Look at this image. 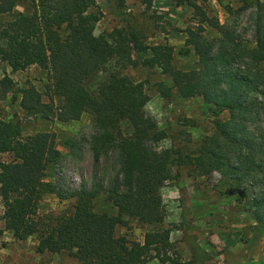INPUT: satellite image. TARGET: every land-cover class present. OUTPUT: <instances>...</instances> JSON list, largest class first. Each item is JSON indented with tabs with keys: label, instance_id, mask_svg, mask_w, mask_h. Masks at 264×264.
I'll list each match as a JSON object with an SVG mask.
<instances>
[{
	"label": "trees",
	"instance_id": "trees-1",
	"mask_svg": "<svg viewBox=\"0 0 264 264\" xmlns=\"http://www.w3.org/2000/svg\"><path fill=\"white\" fill-rule=\"evenodd\" d=\"M175 2L191 7L196 20L178 49L179 54L192 51L197 57V67L191 70L175 66L172 45L147 44L126 19L123 27L94 34L102 16L95 0H0V15L6 17L0 22V60L13 71L30 65L46 69L50 98H63L57 111L52 100L42 103L41 94L29 86L22 89V107L61 121L89 112L94 117L89 145L95 161L113 153L118 165L104 190L117 212H98L93 206L96 190L67 189L62 194L64 187L44 180L48 165L61 160L53 132L24 137L18 120L0 117V155L12 157L0 159L4 227L17 240L35 236L36 252L68 251L80 264H146L153 258L180 263L171 252L169 228L147 230L142 241L116 233L117 226H128L129 219L143 225L163 222L160 189L178 177L180 165H192L199 175L220 172L228 193L264 229V1L240 0L236 9L225 6L235 17L250 10L249 42L234 21L221 23L197 0ZM109 4L113 13L122 15L119 8L124 0H109ZM208 28L216 35H207ZM111 60L117 68L106 71V77L92 88L90 84ZM128 66L159 68L171 80L170 85L164 80L154 84L163 98L174 89L181 97L201 96L208 104L215 117L214 132L196 153L154 148L167 132L144 111L150 99L145 81L127 75ZM13 86L4 75L0 98ZM223 112L227 117L217 119ZM124 122L131 127L129 134L122 130ZM46 193L75 198V202L69 211L43 219L38 216V202Z\"/></svg>",
	"mask_w": 264,
	"mask_h": 264
},
{
	"label": "rangeland",
	"instance_id": "rangeland-1",
	"mask_svg": "<svg viewBox=\"0 0 264 264\" xmlns=\"http://www.w3.org/2000/svg\"><path fill=\"white\" fill-rule=\"evenodd\" d=\"M102 11L94 34L123 27L128 20L137 31L142 33L147 44L168 43L175 49L173 62L183 70L197 67V57L191 51L188 55L179 54L187 37L186 29L195 25L193 10L188 5H177L175 0H124L119 8L122 15L110 9L109 0H95ZM264 1V0H261ZM210 15L221 23L234 21L236 28L243 33L246 41H251L252 30L249 27L250 10L239 16L230 15L225 9L230 5L236 9L240 0H197ZM18 10L23 7L19 5ZM0 15V22L5 20ZM207 35H216L206 29ZM144 56V53L140 54ZM117 68L111 60L105 71H101L90 84L92 88L103 80L107 72ZM124 72L136 81H145L150 99L144 111L152 115L158 126L167 132L154 148L174 147L184 154L196 153L201 142L214 132L215 117L208 104L201 96L181 97L172 89L168 98H163L154 84L164 80L168 85L171 80L160 73L159 68L128 66ZM8 75L14 82L13 88L0 98V117L18 120L22 135L28 136L38 131H51L55 134L56 147L61 153L58 163H51L46 169L44 180L56 183L67 189L85 188L96 190L93 198L94 210L116 214V207L106 198L104 190L118 170L113 153L100 156L96 162L90 149L89 139L93 134L94 117L89 112L81 114L79 119L61 121L50 116L45 118L41 112L32 113L22 107V89L33 86L41 94L42 103L51 100L59 111L62 97L53 96L46 90L47 70L37 65L13 71L0 60V79ZM221 113L217 119L226 118ZM122 130L131 132V127L124 122ZM1 160H11L9 154H1ZM178 177L168 180L161 187L164 220L159 224L143 225L135 219L128 220V226H117L116 233L127 239L142 241L147 230L158 228L170 229V241L174 253L181 264H264V229L256 225L251 214L235 195L228 193V184L222 174L212 171L199 175L192 165H180ZM67 193L65 191L62 194ZM75 198H59L55 193H46L38 202V216L48 219L69 211ZM4 206L0 198V264H80L68 251L62 253L35 250L37 240L31 236L17 240L4 227ZM177 263V264H180ZM146 264L160 263L153 258Z\"/></svg>",
	"mask_w": 264,
	"mask_h": 264
}]
</instances>
